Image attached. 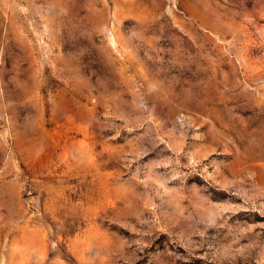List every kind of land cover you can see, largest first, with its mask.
Masks as SVG:
<instances>
[{"label": "rangeland", "instance_id": "obj_1", "mask_svg": "<svg viewBox=\"0 0 264 264\" xmlns=\"http://www.w3.org/2000/svg\"><path fill=\"white\" fill-rule=\"evenodd\" d=\"M0 264H264V0H0Z\"/></svg>", "mask_w": 264, "mask_h": 264}]
</instances>
